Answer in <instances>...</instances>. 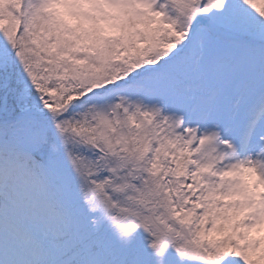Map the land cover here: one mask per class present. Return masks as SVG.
I'll return each mask as SVG.
<instances>
[{
  "label": "snow or ice",
  "instance_id": "1",
  "mask_svg": "<svg viewBox=\"0 0 264 264\" xmlns=\"http://www.w3.org/2000/svg\"><path fill=\"white\" fill-rule=\"evenodd\" d=\"M0 264H264V0H0Z\"/></svg>",
  "mask_w": 264,
  "mask_h": 264
}]
</instances>
